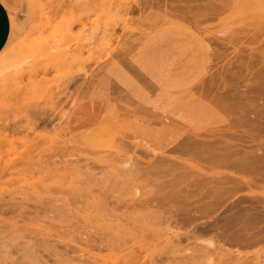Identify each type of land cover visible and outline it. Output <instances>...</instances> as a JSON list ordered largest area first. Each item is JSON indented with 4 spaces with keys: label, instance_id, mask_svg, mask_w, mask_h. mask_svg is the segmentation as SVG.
I'll list each match as a JSON object with an SVG mask.
<instances>
[{
    "label": "rangeland",
    "instance_id": "obj_1",
    "mask_svg": "<svg viewBox=\"0 0 264 264\" xmlns=\"http://www.w3.org/2000/svg\"><path fill=\"white\" fill-rule=\"evenodd\" d=\"M0 1L12 19L0 53V264H264V183L235 188L264 172L207 170L202 159L238 151L183 145L189 131L228 130L227 113L209 106L199 116L193 105L230 93L248 55L264 52V35L253 44L246 37L258 17L242 4L192 9L185 25L210 50L191 62L177 55L179 75L171 77L157 55L139 51L167 7ZM170 82L185 88L172 96L156 88Z\"/></svg>",
    "mask_w": 264,
    "mask_h": 264
},
{
    "label": "bare ground",
    "instance_id": "obj_2",
    "mask_svg": "<svg viewBox=\"0 0 264 264\" xmlns=\"http://www.w3.org/2000/svg\"><path fill=\"white\" fill-rule=\"evenodd\" d=\"M144 1H147V0H144ZM149 1L152 2V6H154V8L162 9L164 7H167L168 10L163 12L164 14L162 16V19H163L162 24L160 26H156V27L152 28L144 36V39L141 41V44L139 46V51L142 52L146 56V58H149V56H151V55H152L151 57H154V56L157 55L158 57H156V61L159 64L161 63L162 65H167L169 67V70L170 69L172 70L171 74L167 75V76H171L172 77V76H178L179 75V72H178L177 68L182 63V60L177 58L178 57L177 55L180 56V53L184 57H186L185 59L183 58L184 62H186V61L187 62H191V59H190L191 57L196 58L198 56V58H199V56H207L208 51L210 50V47L208 45L209 43L207 42L208 44H206L204 42V40L199 35H197L193 30H191L188 26L185 25V22L188 21L189 20L188 18H190V16H192V14H193L191 12L192 9H195V11H196V10H198L200 8V9L206 11V12H211L212 11V12L215 13V12H225V10L230 9V6L232 8H235V7L240 8V5L242 4V6H244V8H247V10H249L251 15H255L256 17L259 18V22H258L257 25H255V26L252 25V28L246 30V37L248 36V44L249 43L253 44L254 42H259L260 38L264 35V0H233V3L231 2L232 5H230V4L228 5L227 4V0H226V3L224 1H221V0H149ZM218 1H220V4H217ZM198 2H199V4H198ZM191 3H194V5L190 6ZM228 3H230V1ZM145 9H144L143 12L146 11ZM164 10H165V8H164ZM147 11H148V8H147ZM204 11H201V14ZM160 12H162V11H160ZM156 13L157 12H155L154 14H156ZM143 15H144V13H143ZM146 15H148V14L146 13ZM156 15H158V14H156ZM202 15H204V14H202ZM209 15L210 14H208L207 16H209ZM158 16H157V19H158ZM195 16L196 15H193V17H195ZM205 16H202V17H205ZM150 18H149V21H150ZM152 18H154V17H152ZM193 20H195V19H193ZM193 20H192L191 23H193ZM197 23H199V21ZM197 23H196V25H197ZM149 24H150V22H149ZM194 24H191V26H194ZM199 25H201V23H199L198 26ZM247 25H248V23H247ZM197 30H199V29H197ZM260 43L264 44V38L261 39ZM257 50H258V52H260L259 49H257ZM239 52H240V50H239ZM139 55H141V53ZM169 56H171V57H169ZM221 57H222V55H221ZM194 58H193V63L196 64V61H195ZM206 59L203 58L204 61H206ZM188 65H187V67H188ZM155 66L156 65H154V67ZM156 67H158V66H156ZM204 68H205V66H204ZM197 69H199V68H197ZM244 71L245 72L240 70V72H238L239 75H235V73H237L235 71V73L232 75L233 76V81H232V86H231L230 93L226 94L227 93L226 92L222 96H217L212 102L208 101L205 98H203L202 100L198 101V103L195 101L196 103L193 105V107L195 109L194 113L198 114L199 116H200V113H202V111L205 110L209 106L214 107V108L215 107L220 108V110H222V111H224L225 113L228 114L229 119H228V123L226 125L228 130L223 132V133H221V134H215L214 132L213 133H208V134H203L204 133L203 132L202 134H200V133L189 131V132H187L185 134V137H184V140H183V145H185L189 149V151H190V147H196L197 145H207L208 146V145H218V144H224V143L231 144V146L234 148L233 152H235V149L238 151L237 153L235 152L236 153L235 156L232 155V157L228 158L226 155H224L226 153V150H224L225 153H223L220 157L217 155L220 158V160L218 159V157H215L214 159L213 158L212 159H208L206 157L207 159L206 158L205 159L201 158L202 160L199 159L198 161L201 160V162L203 164L207 165V166H201V167H204L206 169L207 168H211L213 166V167L222 168L224 170L225 169L226 170H231V171L233 170L236 174L242 173L241 177H243V175L246 176L243 173H249V171L252 172V170H254L255 172H257V171L264 172V52L261 51V53H259V54L250 53L248 55L247 62L245 63ZM147 72H148V70H147ZM151 72H152V69H151ZM153 72H154V70H153ZM200 72L201 71H199V73ZM196 73H197V71H196ZM196 73H195V70H194V74H196ZM199 73L196 74V75H199ZM179 78L180 77H178V79ZM155 79H157V78H155ZM183 80H180V81L182 82ZM170 81L173 83L172 80H170ZM176 81H177V79H176ZM184 81H186V80H184ZM158 82H159V79H158ZM176 84L177 83H174L175 86H176ZM184 84L187 85V83H185V82L183 83V85ZM174 85L172 86L173 88H171V87L166 88L165 87L163 89L164 86L163 87H161V86L159 87L158 86L156 88L158 90H160L163 94H171V96H172V94H174V93L176 94L177 91L181 90V88H179V87L178 88H174ZM189 85H190V83H189ZM167 86H168V84H167ZM180 86H181V84H180ZM225 86H228V85H225ZM241 87H242L243 90H240ZM183 94H184V91H183ZM200 98H202V97L200 96ZM206 98H208V97H206ZM211 98H212V96H211ZM211 98H209V100ZM187 104L190 105L188 102H187ZM175 107H177V106L175 105ZM186 107H189V106H186ZM168 108H169V106H168ZM191 110H193V109L191 108ZM223 113H222V115H223ZM218 115H220V114H218ZM203 122H205V121H203ZM190 124H192V123H190ZM197 126H198V124H197ZM228 141H230V143H228ZM178 143H179V141H178ZM181 144H182V142H181ZM227 144H224L226 149H227V146L230 147ZM222 147L223 146H221L219 148H222ZM225 147H224V149H225ZM193 149L195 150V148H192V150ZM187 152H188V150H187ZM218 152H220V151H218ZM183 153H185V152H183ZM230 153L232 154V152H230ZM195 154H197V153H195V152L191 153L190 155L192 157H189V158L196 157ZM220 154L221 153H219V155ZM198 155H199V153L197 154V156ZM203 155H204V153H203ZM214 155H216V154H214ZM214 155L212 154V156H214ZM195 159H197V157ZM211 160H215V161H211ZM208 166H211V167H208ZM123 167L126 168V169L130 168L131 167L130 160H128L123 165ZM203 170L205 171V169H203ZM207 170H209V169H207ZM263 174H261V176H259L261 178H259L258 180L256 179L255 181H252L250 179L247 180V178H245V179L242 178V180H243L242 181L238 177L239 181L236 182L237 185L235 186V188L238 189L239 191H241L240 189H243V188L249 189V188L255 187L256 186V181L257 182L260 181L261 183L262 182L264 183V175ZM201 175L205 176L206 174L203 175L201 173ZM248 175L250 176V174H248ZM255 175H258V174L255 173L253 176L255 177ZM206 176H208V175H206ZM246 177H248V176H246ZM207 178H210V177H207ZM219 178H217V179H219ZM221 180L227 181V176L224 175L223 179H221ZM218 181H220V180H218ZM228 181H230V180H228ZM231 184H233V183H231ZM225 185L226 184H224V186ZM254 194H256V193H254ZM255 196L258 197V195H255ZM263 198H264V196H263ZM250 202H251V200H250ZM253 210H255V209H253ZM237 213H236V215H237ZM240 213H242V212L239 211V214ZM252 231H253V229H252ZM258 235H260V234H258ZM255 242H257V241H255Z\"/></svg>",
    "mask_w": 264,
    "mask_h": 264
},
{
    "label": "crops",
    "instance_id": "obj_3",
    "mask_svg": "<svg viewBox=\"0 0 264 264\" xmlns=\"http://www.w3.org/2000/svg\"><path fill=\"white\" fill-rule=\"evenodd\" d=\"M11 27H12V19H11L10 11L6 7V5L2 1H0V53L2 52V50L4 49V47L6 46L9 40ZM200 75L195 79V82L196 80H198ZM195 82L185 87L192 86L193 84H195Z\"/></svg>",
    "mask_w": 264,
    "mask_h": 264
}]
</instances>
